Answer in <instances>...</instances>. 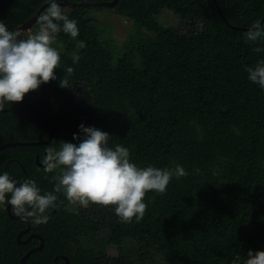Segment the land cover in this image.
Segmentation results:
<instances>
[{"label": "trees", "instance_id": "1", "mask_svg": "<svg viewBox=\"0 0 264 264\" xmlns=\"http://www.w3.org/2000/svg\"><path fill=\"white\" fill-rule=\"evenodd\" d=\"M63 1L75 4L66 14L77 20L79 35L54 34L65 49L54 69L57 79L39 86L38 101L15 102L23 113L40 109L53 139L48 145L1 149L0 173L7 171L18 183L33 179L42 192L53 190L60 170L46 173L36 156L42 164L47 148L78 143L73 133L84 123L108 132V146L127 147L138 165L179 164L188 175L173 177L163 194L146 190L139 220H121L114 205L91 214L58 194L47 223L29 220L30 230L21 236L43 240L25 264H64L62 257L67 264H106L109 245L117 248L113 264H242L248 249H264V89L245 71L264 59V34L255 40L247 35L256 31L252 23L264 18V0H117L113 8L80 5L112 0ZM46 3L0 0V20L15 30ZM92 10L112 11L157 33V39L138 43V63L122 55L111 65L112 41L89 17ZM164 10L187 28L160 24ZM78 45L73 63L69 54ZM64 76L70 88L60 87ZM51 97L66 100L70 109L54 110ZM5 109L0 145L48 138L39 114L21 117L12 106ZM7 205L0 204V264H20L39 242L17 241L26 223L11 219Z\"/></svg>", "mask_w": 264, "mask_h": 264}, {"label": "clouds", "instance_id": "2", "mask_svg": "<svg viewBox=\"0 0 264 264\" xmlns=\"http://www.w3.org/2000/svg\"><path fill=\"white\" fill-rule=\"evenodd\" d=\"M48 7L37 17L39 31L26 34L9 30L0 20V112L12 102L23 101L25 94L57 79L54 69L60 66V53L52 46L56 33L79 35L78 22L63 11L62 0H47ZM62 21V24L59 23ZM247 33L255 40L264 34V22L256 21ZM259 51V49H257ZM73 63L78 55H73ZM73 68L68 67L67 73ZM247 79L264 89V59L256 67H245ZM60 87L70 88L64 76ZM109 133L94 126L79 125L73 140L60 141L59 147L47 148L42 164L46 173L60 170L54 176L53 190L43 191L33 179L19 182L7 171L0 173V204L7 203L22 219L36 224L47 223L49 213L58 206L59 196L72 203L114 205L115 214L123 221L133 216L139 220L146 208L142 199L146 190L163 194L170 181L188 175L182 165L174 169L151 163L140 166L131 159L127 147L108 146ZM242 264H264V249H248Z\"/></svg>", "mask_w": 264, "mask_h": 264}, {"label": "rangeland", "instance_id": "3", "mask_svg": "<svg viewBox=\"0 0 264 264\" xmlns=\"http://www.w3.org/2000/svg\"><path fill=\"white\" fill-rule=\"evenodd\" d=\"M69 7L63 6V11L68 13ZM89 17L94 20L98 27L103 29L112 41V48L110 54L111 65L122 55H127L138 63V57L136 55V47L140 42L152 43L157 39V33L148 31L143 28L133 26L132 22L120 17L112 11L92 10L89 13ZM160 24L164 26H171L180 29L181 31L187 28L185 21L181 20L178 16L174 15L168 10H164L159 17ZM199 27V26H197ZM39 31V25L36 23L26 34H35ZM52 46L55 47L60 53H65L63 46L58 45L52 41ZM80 49V45L77 46L76 50L71 52L69 55H77ZM53 109L60 112L66 113L69 109V103L57 97H51ZM71 207L87 208L91 214L101 213L104 210V206L101 204L89 203L88 205H81L79 202L72 203ZM117 248L115 246H107L104 254V261L106 264H113L116 260Z\"/></svg>", "mask_w": 264, "mask_h": 264}, {"label": "water", "instance_id": "4", "mask_svg": "<svg viewBox=\"0 0 264 264\" xmlns=\"http://www.w3.org/2000/svg\"><path fill=\"white\" fill-rule=\"evenodd\" d=\"M117 0H112L110 2H86V3H80L81 6H89V5H93V6H106L109 8H113L116 4ZM63 6L72 8L75 6V4L73 3H69L67 1H63L62 2ZM48 7V4H44L43 6H41V8H39V10L35 13V15L30 18L28 21H26L25 23L19 25L17 28H15V30L20 29L22 30L24 33H27L31 27L37 22V17ZM224 20V19H223ZM264 18L261 20V22H263ZM225 21V20H224ZM241 30H247V29H241ZM250 30V29H248ZM256 30V29H255ZM40 98V89L38 87V89L35 90V94L34 95H25L24 99H28V100H34V101H38ZM11 106L14 108V110L17 112V114L21 117H26L28 116L30 113L35 112L37 114H39L40 120L43 124V126L47 129L48 131V138L46 140L43 141H39V142H9V143H4L0 145V150L5 148V147H9V146H28V145H48L49 143H51L52 139H53V133L52 130L49 126V124L47 123V121L45 120L43 113L40 109L37 108H29L26 112H21L19 110V108L17 107L15 102H12ZM6 112V109L3 110V113ZM46 155V153H44V156ZM36 163L43 167V164H41L39 162V157L38 155L36 156ZM56 209V208H55ZM55 209L52 210V212L50 213H54ZM5 211L7 213V215L14 220L20 219L25 221L26 223V228L22 231H20L17 235V241L21 244H25L26 242H28L30 239L35 238L38 240L39 244L38 246L31 248L30 250H28L26 252V254L21 258L20 260V264H25V260L27 259V257L34 251L36 250H40L43 248V240L42 238L37 235V234H30L25 240H21V236L25 233H27L30 230V221L27 219H22L20 216L18 215H13L12 214V206L11 205H7L5 207ZM62 259H64V264L68 263V259L66 257H62Z\"/></svg>", "mask_w": 264, "mask_h": 264}]
</instances>
